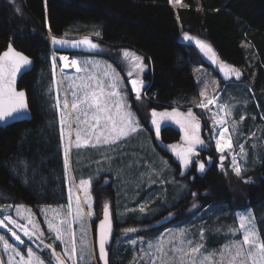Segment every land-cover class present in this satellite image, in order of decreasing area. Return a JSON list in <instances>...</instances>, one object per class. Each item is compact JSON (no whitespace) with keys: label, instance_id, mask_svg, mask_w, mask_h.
<instances>
[{"label":"trees","instance_id":"1","mask_svg":"<svg viewBox=\"0 0 264 264\" xmlns=\"http://www.w3.org/2000/svg\"><path fill=\"white\" fill-rule=\"evenodd\" d=\"M14 3L19 13L6 2L0 3V51L12 41L15 48L34 59L33 69L24 73L18 82V87L26 91L32 117L0 127V204L23 203L36 209L65 200L60 149L45 96L47 75L51 76L52 47L48 34L58 38L73 25H87L100 32L97 36L100 43L128 47L142 54L148 65L143 91L153 108L192 105L189 98L198 92L193 67L207 63L192 43L182 40V35L199 37L213 47L219 62L241 70L239 78L232 76L220 84L230 81L254 87L264 108V0H182L178 7L169 0H14ZM70 51L73 54L72 48ZM131 98L133 109L144 123L133 95ZM253 107L255 110L254 104ZM245 120L250 127L253 122L248 125ZM255 121L264 124L259 115ZM176 136L173 132V137ZM212 145L205 144L213 156L220 157ZM155 147L160 152V147ZM229 174L231 171L226 168L224 175ZM195 175L193 181H185L187 194L169 210L152 219L138 220L130 216L122 224H114L112 243L117 232H125L138 224L150 232L179 221L186 211L182 207L193 192L201 205H214L211 211L219 218L224 219L226 212L230 214L220 224L230 223L233 210L247 207L264 241V165L253 168L247 176L253 182L244 183L238 189L227 183L214 163L204 176ZM111 183L112 178L104 177L94 186L97 216L108 201L113 218L115 202ZM95 222L93 219V231ZM206 241L209 247L218 243L211 233ZM111 256L109 250L110 264Z\"/></svg>","mask_w":264,"mask_h":264},{"label":"rangeland","instance_id":"2","mask_svg":"<svg viewBox=\"0 0 264 264\" xmlns=\"http://www.w3.org/2000/svg\"><path fill=\"white\" fill-rule=\"evenodd\" d=\"M1 2H6L16 13H19V8L16 3H14V0H0V3ZM181 4L182 0H180L179 3H172V5L176 7L181 6ZM12 22L16 23L14 20ZM12 26L14 27V24H12ZM95 32L96 31L92 27H88L87 25H73L58 38L71 42L88 37L99 46L97 49H89L86 46L72 47L71 43L56 45L51 42L50 34H48L47 37L52 49L49 60L51 76L49 77V75H47L45 96L49 102V112L53 114L52 125H54L53 128L56 132L60 149L59 157L62 169L61 175L66 192L65 200L60 204L41 205L36 209H32L30 206L23 203L0 204V219H3L5 216H11V218L16 220L20 225V227H17L14 224L8 223L7 227L0 226V236H4L25 259H27V249L31 248L34 253L33 264H36L37 258L42 260L44 264H50V262L51 264H56L57 260L63 261V264H99L94 232L90 224L98 214L95 210L96 192H94V186L101 183L104 177L112 178L111 189L114 193L113 201L115 202V213L113 218L111 214L113 225L122 224L130 216L138 220L152 219L156 215L175 206L187 194L186 190H188V187L185 181L174 176L175 171L170 160L157 151L152 140V134L148 131L146 126L139 121L136 109L132 107L131 96L133 95L138 113L141 114L142 118H145L144 123H152L153 118L151 110L154 108L148 105L147 93L145 94L142 88L141 98L137 100L136 92L133 91L130 83L132 79H143L145 82L144 75L148 69L145 58L142 54L128 47H111L106 43H100L98 37L94 34ZM184 35L185 34L182 35V40L192 43L195 46L196 52H198L201 59H203L207 65L197 64L193 67L198 92L196 95L189 98L191 99L189 103H192V105L174 106L173 104L172 107L169 106V108H166V111L171 113L173 109H175L176 112L183 113V116H177L176 119L184 122L185 128H187V120L190 119L187 117V113L191 109L196 120L199 119V121L203 120L205 122V128L209 129L208 132L210 131V141L215 151V139H212L213 128L221 129V127H223L228 130L225 138L227 139L228 135H230L233 147L231 151H226L224 153L225 158H227L226 162H218L220 164L218 171L226 178L228 184L234 189H238L246 183L247 176H250V171L253 168H260L264 165V124L255 121L257 115L264 121V108L256 96L254 87L249 86L250 88H247L241 85V83H231L230 81L221 85L220 81L225 79L224 72L221 71V65L223 63L219 62L218 57H215L216 62L213 63L212 54L202 51L197 46L196 40H200L208 45L210 44L204 39L188 34L187 35L192 39L185 40ZM53 46L58 47L59 51H55ZM71 48L74 50L73 54L70 53ZM211 48L213 49L212 46ZM123 50H128L130 53H135L142 58V62L145 65V69L142 73L134 72L131 77L128 76V72L133 70L131 68L132 62L130 58L127 60L124 59L122 55ZM62 55L69 57V65L72 59H77L79 62L78 66L87 68V71L77 72L76 68L71 66L63 68L62 61L60 60V56ZM86 60L99 62V65H85L83 62ZM53 61H55V67L53 66ZM107 65H111V69L107 68ZM247 69L251 72L250 67H247ZM237 70L241 73L240 69ZM105 71L118 74V79L120 81L118 90L125 96L126 110L134 114L140 128L136 133L130 134L127 137H121L115 143H99L94 147L92 144L95 142V136H92L89 143L84 145V140L89 139V136L82 132L80 140L82 146L77 148L75 146L76 130L78 127L76 119L77 113L71 109L72 97L71 93L68 91L69 86L72 84H79L81 78L89 75L102 77ZM225 71H228V68H225ZM215 72H217L218 75L215 74ZM232 76L235 77V79L237 78L234 74H230L228 79ZM251 77L254 78V75L251 74ZM201 91L204 92V96H201ZM57 98L60 100L59 110L55 107ZM65 99L69 102V108L66 115L67 122L63 126L64 136L62 139V126L60 120L65 114L63 109V102ZM209 99L215 100V103L209 105L208 109H203L198 106L201 102L207 104ZM253 104L256 107V111L254 110ZM222 109H226V111ZM146 114H149L148 118H146ZM241 117H243V120H241ZM80 119H84L83 115L80 116ZM219 119L224 120L225 123L223 126L214 123L215 120ZM245 119H247L248 125L253 122L251 123L253 126H246ZM172 121L175 127L180 128L181 135L184 137L185 131L181 129V125L174 120ZM234 125L235 130H233ZM79 127L81 129L87 128L84 124H80ZM244 128L248 129L244 130ZM188 131L191 133V129H188ZM216 136L219 138L218 131ZM101 139L103 138L101 137ZM241 145L244 146L245 150L243 154H241L240 151ZM65 149H67L68 161L67 175L65 169ZM217 153L219 156L221 155V153ZM233 156H235L237 163L243 169L240 176H237L233 171ZM165 161L167 164H165ZM221 165H223V167H221ZM226 168L227 171H231V174L224 175ZM223 169L225 170L223 171ZM82 180L90 181V184L86 185L84 189L80 187V182ZM86 192L91 197V209H89L88 206L89 202L85 200ZM193 193L190 200L183 205L182 208L186 211L181 215L179 221L160 230H153L150 232L148 229L145 230V227L141 224L132 227L136 229L135 232H117L114 236L113 245L110 248L112 253V264H150L149 259L144 257V252L142 250L154 252L155 249H149L148 245L149 243L155 245L160 241L161 237L163 238L165 249L169 251L174 245L177 247L183 246L185 247V251H187L188 241H192L193 246L196 243L203 244L205 255L209 252L218 251L225 244L233 240H242V231L236 232L235 235L229 231L230 229L235 230L239 228L238 216L242 214L251 218V225L249 227L256 231L258 240L261 241L254 215L247 207L243 210H233L232 213L234 214H231L232 220L229 219L228 221L230 223L220 224V222H225L224 219H228L230 214L226 212L223 216L224 219L219 218L211 211L214 205H201L196 201L197 195L193 196ZM76 197H79L80 208L84 214L82 220L75 219ZM70 199L72 204V216L67 215ZM103 199L107 200L106 198ZM105 203H108V201H105L104 204ZM104 204L101 206L100 214L103 212ZM193 205H196V207H193ZM17 206L21 207L17 208ZM141 207L145 208L143 213L140 212ZM89 210L92 211V216L87 215ZM56 211L60 213L59 218H55ZM18 213H20V215H18ZM65 218L71 224V231L75 233L74 239L76 242L77 254L80 250L81 237L84 235L82 225L83 229L86 230V239L89 245L88 251L92 253L90 262L87 258L84 261L78 259L74 261V258L65 256V251L69 253L71 251V237H66L65 242L61 243L55 240V233L50 232L48 229V221L59 223L60 220ZM29 219L37 224L39 226V232L43 233L39 239L35 236L29 239L21 230L22 227H27L31 230L32 226L28 223ZM9 228L20 236L23 243L17 241L12 236V233L8 230ZM182 229L185 230V235L180 237L179 231ZM201 230H203L204 233L203 239H201L200 235ZM210 233L218 239L216 246L209 247L207 245V235ZM130 240H136L137 243L133 245L129 242ZM45 245H51V248H46ZM53 252L56 254L55 257H53ZM156 255H159V253H156ZM10 258L13 260L14 264H19L20 256H16L11 248L5 251L3 242L0 241V262L9 264Z\"/></svg>","mask_w":264,"mask_h":264},{"label":"snow or ice","instance_id":"3","mask_svg":"<svg viewBox=\"0 0 264 264\" xmlns=\"http://www.w3.org/2000/svg\"><path fill=\"white\" fill-rule=\"evenodd\" d=\"M179 3L180 0H169V3ZM96 36L100 35V32L97 31L94 33ZM185 40H191L192 38L187 34L184 35ZM51 42L56 45H66L71 43L72 47H80L86 46L89 49H97L99 46L90 40L88 37H84L79 41H71L65 39H59L56 36H51ZM197 46L207 53L212 54L213 63L215 60V53L210 45L196 40ZM124 59H131V68L132 71L128 72V76L131 77L134 72L142 73L145 69V65L142 62V58L137 56L135 53H130L128 50H123L122 53ZM61 61H68L69 57L61 56ZM85 65L94 64L96 66L99 65V62L96 61H84ZM79 62L77 59H72L71 64L65 63L63 65L64 68H68L69 66L76 68L77 72L87 71V68H81L78 66ZM31 61L27 56L22 55L19 52H16L11 45L6 52L0 55V122L7 123L8 121H15L17 119L26 118L28 114V104L25 100V92L17 91L16 89V81L18 74H22L25 71L30 70ZM53 66L55 67V61H53ZM107 68L111 69V65H107ZM225 68H228V71H225ZM221 71L224 72L225 79H228L230 74H234L237 78L240 77L241 73L239 70L230 68V66L221 65ZM132 85L133 91L136 92V98L139 100L141 98V89L145 86V82L143 79H132L130 81ZM120 81L118 79V74L115 72L105 71L102 77L96 75H89L87 77L81 78L79 84H72L69 86L68 91L71 93L72 101H71V109L77 113V130H76V144L77 148L81 147V135L82 132L89 136V139L84 140V145L89 143V140L92 136H95V142L92 146H96V144L104 143H115L121 137H127L130 134L136 133L140 126L135 119L134 114L126 110V100L124 94L119 91ZM201 96H204V92L201 91ZM215 103V100L209 99L208 103L205 104L201 102L198 106L203 109H208L209 105ZM55 107L60 109V100L57 98V103ZM69 108V102L67 99L63 102L64 115L60 120L61 128V137L63 139L64 136V128L63 126L66 124V115L67 110ZM225 110L226 109H222ZM230 114V113H228ZM83 115L84 119L81 120L80 116ZM183 113L176 112L175 109L171 113L169 112H161L158 113L155 110L152 112V124L155 125L157 131V137L160 135V131L162 129V122L165 120H174L176 123L181 125V129L185 131V136L182 139L186 142L187 147H182L179 150L175 145L166 146L172 150V152L179 158L180 165L182 168H187L191 162V157L195 156L196 146L199 145L201 148L205 147V141L200 139L199 131L200 124L197 121L191 111V109L187 113V117L190 118L187 120L188 127L185 128V123L179 119H176L177 116H183ZM243 120V117H241ZM94 121V123H93ZM215 124L224 125V120L219 119L215 120ZM80 124H84L87 126L86 129H81L79 127ZM188 129H191V133H189ZM233 130H235V125L233 126ZM219 132V138H217L216 133ZM228 130L226 128L221 127V129L213 128L212 130V139H215L216 151L221 153L220 160L223 161L225 159L224 153L226 151H231L233 144L231 141L230 135L226 139V133ZM101 137L103 139H101ZM241 154L244 153V146H240ZM165 164L167 162L165 161ZM223 167V165H221ZM232 167L233 171L237 176H240L243 169L237 163L235 156L232 158ZM68 161H67V149H65V169L67 175ZM199 172L206 171V165L204 163H200L198 167ZM246 183L253 182L251 178H249ZM90 181H81L80 187L84 189L86 185H89ZM71 192V190H70ZM196 193H193L195 196ZM85 200L88 203L89 209H91L90 195L85 193ZM11 207V206H9ZM21 206H17L19 208ZM196 207V205H193ZM68 216H72V204L71 199L68 205ZM145 211L144 207L140 208V212L143 213ZM104 219L100 221L98 228V244H99V259L104 261V264H108L107 261V252L106 246L109 241V237L112 232V221L110 219L109 214V205L108 203L104 204ZM20 215V213H18ZM83 212L80 208V200L79 197H76V220L83 219ZM88 216H92L93 213L91 210L87 213ZM171 215V214H170ZM60 213L58 211L55 212V218H59ZM239 228L229 231L235 235L236 232L242 231V240H233L228 244H225L220 250L213 251L204 254V246L203 244L196 243L193 246L192 241L187 242V251H185V247H177L173 246L172 249L166 250L163 243V238L161 237L160 241H158L155 245L149 243V249H155L154 252H148L142 250L144 252V257L149 259L150 264H264V241H259L257 233L254 229H251L249 226L251 225V218L246 215H239ZM11 223L20 227L16 220H13L11 216H5L3 219H0V226L7 227V224ZM28 223L31 224V230L27 227H22L24 235L31 239L32 237H36L37 239L43 235L42 232H39V226L35 224L31 219L28 220ZM48 229L50 232L55 233V240L60 241L61 243L65 242L66 237H71V251H65V256H69V258L78 259L80 261H84L86 258L90 262L92 259V253L88 251L89 245L86 239V230L83 229L84 235H82L80 240V250L77 254V247L75 242V233L71 231V224L65 218L60 220L59 223H54L52 221H48ZM66 226V227H65ZM9 232L12 233V236L17 240L23 243L20 236L16 234V232L12 231L11 228L8 229ZM136 229L129 228L125 230V233L135 232ZM185 235V230L179 231V236L183 237ZM201 239H203L204 233L201 230ZM0 241L3 242V246L5 251L8 249H13L16 256H20L19 264H33L34 253L31 248L27 249V259L21 256L20 252L11 245L4 236H0ZM131 244L135 245L137 243L136 240H130ZM42 243V241H41ZM46 248H51V245H45ZM67 248V245H66ZM159 253V255H156ZM55 252H53V257H55ZM3 264V262H0ZM9 264H14L13 260L10 258ZM36 264H44L42 260L37 258ZM51 264V262H50ZM56 264H63V261L57 260Z\"/></svg>","mask_w":264,"mask_h":264},{"label":"flooded vegetation","instance_id":"4","mask_svg":"<svg viewBox=\"0 0 264 264\" xmlns=\"http://www.w3.org/2000/svg\"><path fill=\"white\" fill-rule=\"evenodd\" d=\"M154 110L158 113L167 112L165 105H159L156 108L152 109L151 114ZM137 117H138V115H137ZM139 121L142 122L140 120V118H139ZM197 121H199V119H197ZM172 123H174V122L170 119L162 122L163 126H162V129L160 131L159 137H157V131H156L155 125H153L152 123H150V124L143 123V124L147 127L149 132H152V140H153V142L155 141L154 144L156 143L155 145L160 147V150H159V148H158V150L161 152V154L165 155L170 160V163L173 166V168L174 167L176 168V169L174 168V171H175L174 176L176 178H181L182 181L189 180V182H190V181H193L194 178L196 177L195 174H197V176H204L207 173V170L210 168V166L213 163L216 165V167L218 169V167L220 166V164L218 162L221 161L220 157H214L212 155L211 151L207 150L206 146L204 148H201L199 145L196 146V153L197 154L195 156L191 157V162H190L189 166L187 168H182L180 165L179 158L172 152V150L170 148L166 147L169 145H175V146H177L178 150L182 147H187L186 142L182 140V135H181L182 133L180 131V128L175 127V124H172ZM199 124H200V131H199L200 132V135H199L200 139L204 140L205 144L212 145V143L210 141L211 134H210V131L208 132L209 129L205 128V123H203L202 121H199ZM170 130H172V131H170ZM169 131L172 133V137L168 133ZM173 132L177 133L176 137H173ZM153 136H154V139H153ZM214 150H215V148H214ZM224 161H225V159L222 162L224 163ZM200 163H204L206 165V171L203 173L198 171V167H199ZM98 218H99V215L96 216L95 219L98 220Z\"/></svg>","mask_w":264,"mask_h":264},{"label":"water","instance_id":"5","mask_svg":"<svg viewBox=\"0 0 264 264\" xmlns=\"http://www.w3.org/2000/svg\"><path fill=\"white\" fill-rule=\"evenodd\" d=\"M9 45H11V47H12L16 52H19V53H21L22 55L27 56V57L29 58V60L31 61V65L29 66V67H30V70L25 71V72H23L22 74H18V76H17V81H16V89H17V91H24L25 94H26L25 89H23V88H19V87H18V82H19L21 76H22L24 73H27V72H29V71H31V70L33 69L34 59H33L32 57L28 56L27 54H25L24 52H22V51L18 50L17 48H15V47L13 46V44H12V41H10V42L8 43V45H7L6 48H4L3 50L0 51V55H2L4 52H6V51L8 50ZM25 100H26V103L28 104V100H27V96H26V95H25ZM31 117H32V115H31V112H30V109H29V105H28V114L26 115V118L17 119V120H15V121H11V120H10V121H8L7 123H5V122H0V127L4 128L5 126H7V125H9V124H11V123L17 122V121H21V120H29V119H31ZM106 181H108V179H107ZM108 205H109V203H108ZM103 213H104V209H103V212L99 215V218H98V220H97V222H96V225H95V231H93V232H94L95 246H96V252H97V257H98L99 264H104V261H102V260L99 259L100 252H99V244H98V228H99L100 221L104 219V214H103ZM109 214H110V219H111V209H110V205H109ZM111 221H112V220H111ZM113 233H114V230H113V222H112V232H111V235H110V237H109L108 244H107V246H106V252H107V261H108V264H110V263H109V250H110V248H111V244H112Z\"/></svg>","mask_w":264,"mask_h":264},{"label":"bare ground","instance_id":"6","mask_svg":"<svg viewBox=\"0 0 264 264\" xmlns=\"http://www.w3.org/2000/svg\"><path fill=\"white\" fill-rule=\"evenodd\" d=\"M62 56H66V55H62ZM61 57V56H60ZM65 63H68V61H62V67ZM64 68V67H63ZM262 164V163H261ZM249 173V172H248Z\"/></svg>","mask_w":264,"mask_h":264}]
</instances>
